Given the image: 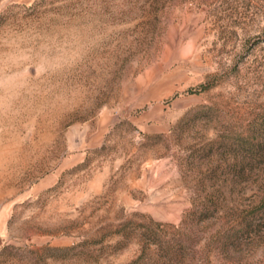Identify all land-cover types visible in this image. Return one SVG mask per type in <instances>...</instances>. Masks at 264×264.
Here are the masks:
<instances>
[{"label": "rangeland", "instance_id": "1", "mask_svg": "<svg viewBox=\"0 0 264 264\" xmlns=\"http://www.w3.org/2000/svg\"><path fill=\"white\" fill-rule=\"evenodd\" d=\"M0 264H264V0H0Z\"/></svg>", "mask_w": 264, "mask_h": 264}, {"label": "trees", "instance_id": "2", "mask_svg": "<svg viewBox=\"0 0 264 264\" xmlns=\"http://www.w3.org/2000/svg\"><path fill=\"white\" fill-rule=\"evenodd\" d=\"M259 138H257L256 136L253 137L252 141L250 143H244V142H241V145L243 144H246L248 147H245V148H250L251 150L253 151H261V147H263V145L261 144L260 140H258ZM245 145V146H246ZM249 149V150H250ZM215 211H210L209 209L205 208L204 210H202L200 216H199V221L200 222H203L205 221L206 219L210 218L211 216H213L217 211V209L215 208L214 209ZM253 223V220H246V221H242L240 223V225L234 230V235H240L242 233H244L245 231L248 230V228L251 226V224Z\"/></svg>", "mask_w": 264, "mask_h": 264}]
</instances>
